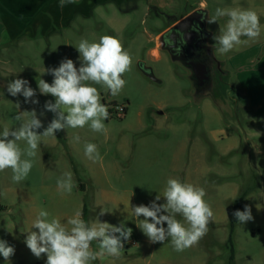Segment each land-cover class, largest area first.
<instances>
[{
  "label": "rangeland",
  "instance_id": "rangeland-1",
  "mask_svg": "<svg viewBox=\"0 0 264 264\" xmlns=\"http://www.w3.org/2000/svg\"><path fill=\"white\" fill-rule=\"evenodd\" d=\"M118 4L117 9L110 4L89 9L87 17L77 14L70 23L44 34L18 38L5 34L8 38L0 43V132L19 127L15 116L20 111L35 109L44 125L37 132L43 133L55 115L44 106L46 101L54 103L55 97L41 95L37 80L51 84L53 76L44 73L45 68L58 67L65 58L79 68L75 46L82 39L99 42L104 35L116 37L132 58L117 96L93 84L101 103L113 112L104 121L105 131L94 132L86 125L42 136L37 155L22 156L32 159L33 167L20 183L13 182L11 169L0 171V239L15 248L10 261L0 256V264H45L46 255L34 257L24 243L29 231H38L32 223L42 209L62 224L79 211L89 225L124 223L133 229L118 258L105 255L92 264H264V0H137L135 4L125 0ZM198 7L208 10V19L217 8L251 9L260 17V36L227 54L218 52L214 37L225 28L228 17L207 23L213 54L235 87L234 100L241 95L244 103L195 98L189 71L158 48L159 32ZM138 63L151 67L160 82L146 77ZM17 78L29 81L38 104L7 92V84ZM123 106L126 112L116 115V107ZM89 142L97 145L99 160L85 156ZM17 143L22 150L27 148L25 141ZM68 172L75 185L71 193L57 187V180ZM169 178L203 188L214 213L207 234L182 252L173 249L170 238L163 244L150 243L136 227L139 219L131 210L162 196ZM242 192L246 193L242 211L249 206L254 219L235 225L231 247V206ZM164 202L163 197L157 201ZM177 219L183 222L182 217ZM91 249L100 251L99 242L93 241Z\"/></svg>",
  "mask_w": 264,
  "mask_h": 264
},
{
  "label": "clouds",
  "instance_id": "clouds-1",
  "mask_svg": "<svg viewBox=\"0 0 264 264\" xmlns=\"http://www.w3.org/2000/svg\"><path fill=\"white\" fill-rule=\"evenodd\" d=\"M74 2L75 0H59V7L63 8ZM221 17H228L225 28L214 37L221 54H227L236 46L247 44L260 36L261 21L254 10L217 8L206 22L214 24ZM75 48L81 61L79 68L72 59L65 58L58 67L45 68L44 73L53 76L51 84L44 79L37 80L41 95L55 97L54 103H45V110L55 115L43 133L37 132L44 125L35 109L20 111L15 116V120L21 122L19 127H5L0 132V171L11 169L15 183L27 178L33 167V160L22 159V156L34 158L42 136H55L56 132L66 128H84L86 125L94 132L105 131L104 121L109 118L110 113L107 105L101 103L100 93L93 84L105 87L112 96H117L125 86L126 81L122 76L130 70L132 58L119 39L110 35L101 36L99 42L82 39ZM6 88L13 97L23 96L25 103H39V100L34 99L36 90L29 86L26 79H14ZM17 107L20 109L19 103ZM74 139L78 142L80 137L76 136ZM21 140L27 144L24 150L17 143ZM84 151L90 160L101 158L94 143H86ZM74 186L71 172L57 180L58 189L64 192L71 193ZM205 196L203 188L183 183L177 178H169L162 196L156 195L148 205L131 206L132 213L139 219L136 227L150 243L163 244L170 238L173 249L182 252L196 245L207 234L214 213L205 201ZM161 197L165 202L157 203ZM100 214L103 215L104 212ZM233 215L239 224L254 219L251 208L247 205L243 211L236 210ZM49 216V212L40 210L32 223V229L38 231H29L24 240L34 257L39 259L46 255L45 264H92L105 255L118 258L124 249V241L129 240L133 232L124 223L116 226L98 221L89 225L82 219L79 211L69 217L66 224L56 218L49 219ZM177 216L182 217L183 222ZM93 241L99 242L100 251L91 249ZM14 254L15 248L0 239V256L8 262Z\"/></svg>",
  "mask_w": 264,
  "mask_h": 264
},
{
  "label": "flooded vegetation",
  "instance_id": "flooded-vegetation-1",
  "mask_svg": "<svg viewBox=\"0 0 264 264\" xmlns=\"http://www.w3.org/2000/svg\"><path fill=\"white\" fill-rule=\"evenodd\" d=\"M195 9L196 8L185 12L159 33L161 34ZM201 21L200 17L194 19L193 26L195 27H193V30L190 28H183L182 30L176 29L173 32H169L167 37L161 41L162 45L167 49L162 52L165 53L175 64L182 66L189 72V68L192 64L201 63L206 65V72H203V74L202 72H199L198 67H195V73H197L196 71L198 70L197 74L200 78L198 76L197 78L193 77L192 74L189 76L193 86V96L203 98L212 97L214 99L218 98L222 101L227 100L233 102L235 105L239 102L244 103L245 99L241 95H238V100H234L236 97L235 87L229 82V73L223 69L220 61L214 56L213 49L209 44L212 33L208 30L207 23L205 29L200 26ZM193 32L196 35H194ZM194 37L196 38L195 40ZM169 50L172 51V55L174 56L173 59H171L169 55ZM220 79H224V83H226L224 90L220 87ZM109 113L111 115L113 112L109 109ZM114 113L120 115L117 107Z\"/></svg>",
  "mask_w": 264,
  "mask_h": 264
},
{
  "label": "crops",
  "instance_id": "crops-1",
  "mask_svg": "<svg viewBox=\"0 0 264 264\" xmlns=\"http://www.w3.org/2000/svg\"><path fill=\"white\" fill-rule=\"evenodd\" d=\"M123 1L125 0H75L61 8L59 0H0V25L3 27L0 31V43L4 44L7 35L9 38H18L35 32L44 34L52 27L70 23L77 14L87 17L89 9L95 11L106 4L117 9L120 7L118 3ZM129 1L135 4L137 0H127Z\"/></svg>",
  "mask_w": 264,
  "mask_h": 264
},
{
  "label": "water",
  "instance_id": "water-1",
  "mask_svg": "<svg viewBox=\"0 0 264 264\" xmlns=\"http://www.w3.org/2000/svg\"><path fill=\"white\" fill-rule=\"evenodd\" d=\"M200 17L201 18V22H200V26L205 29L206 27V21L208 20L209 18V14H208V10L204 7H199V8H196L195 10L191 11L189 14H187L186 16H184L183 18H181L179 21H177L175 24H173L171 27H169L168 29H166L165 31H163L158 37H157V45H158V48L161 50V51H164V50H167L165 49V47L162 45L161 41H163L164 38L167 37V34L169 32H173L174 30H182L183 28H190L191 30H193V21L195 18H198ZM195 32V31H194ZM193 32L194 35H196L195 33ZM196 38L194 37V40ZM190 43H193V42H190ZM169 55L171 57V59H173V55H172V51L169 50ZM182 58V57H180ZM221 66L223 67V64L222 62H220ZM138 68L140 69V71L146 76L148 77L150 80L154 81V82H160V80H158L157 78H155V76L153 75V72H152V69L151 67L149 66H145L143 65L142 63H138ZM195 67H198V70L199 72H206V65L205 64H201V63H198V64H192V66L189 68L190 72H189V76L190 74L193 75V77H196L198 76V70L196 71L197 73H195ZM194 68V69H193ZM199 77V76H198ZM200 78V77H199ZM196 97V96H194ZM197 98H200L202 99L203 97H197ZM213 100H215L214 98H212Z\"/></svg>",
  "mask_w": 264,
  "mask_h": 264
},
{
  "label": "trees",
  "instance_id": "trees-1",
  "mask_svg": "<svg viewBox=\"0 0 264 264\" xmlns=\"http://www.w3.org/2000/svg\"><path fill=\"white\" fill-rule=\"evenodd\" d=\"M224 79H220L219 80V83H220V87L221 89L224 90L225 86H226V83H224ZM125 112H126V108H125ZM124 112V113H125ZM123 113V114H124ZM245 192H242L240 195H238L232 202V206H231V218H230V222H229V225H230V234H229V238H228V241L232 247V233L234 231V227L235 225L238 223L233 215V213L236 211V210H241L242 211V206H243V203H244V198H245ZM86 212H87V205L84 204L83 206V215L85 216L86 215ZM88 223V222H86ZM89 224V223H88Z\"/></svg>",
  "mask_w": 264,
  "mask_h": 264
},
{
  "label": "built area",
  "instance_id": "built-area-1",
  "mask_svg": "<svg viewBox=\"0 0 264 264\" xmlns=\"http://www.w3.org/2000/svg\"><path fill=\"white\" fill-rule=\"evenodd\" d=\"M118 110V109H117ZM119 111V114H123L124 112H125V107L123 106V107H121L120 108V110H118Z\"/></svg>",
  "mask_w": 264,
  "mask_h": 264
}]
</instances>
